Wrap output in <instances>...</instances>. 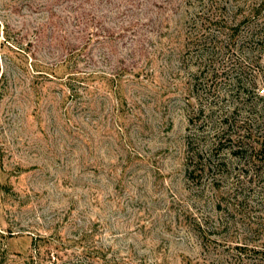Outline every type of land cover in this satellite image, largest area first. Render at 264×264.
<instances>
[{
  "label": "rangeland",
  "instance_id": "1",
  "mask_svg": "<svg viewBox=\"0 0 264 264\" xmlns=\"http://www.w3.org/2000/svg\"><path fill=\"white\" fill-rule=\"evenodd\" d=\"M262 88L264 0H0V264H264Z\"/></svg>",
  "mask_w": 264,
  "mask_h": 264
},
{
  "label": "trees",
  "instance_id": "2",
  "mask_svg": "<svg viewBox=\"0 0 264 264\" xmlns=\"http://www.w3.org/2000/svg\"><path fill=\"white\" fill-rule=\"evenodd\" d=\"M188 173H189V174L192 173V170H189Z\"/></svg>",
  "mask_w": 264,
  "mask_h": 264
},
{
  "label": "built area",
  "instance_id": "3",
  "mask_svg": "<svg viewBox=\"0 0 264 264\" xmlns=\"http://www.w3.org/2000/svg\"><path fill=\"white\" fill-rule=\"evenodd\" d=\"M263 91H264V89L262 88V89H261V92H263Z\"/></svg>",
  "mask_w": 264,
  "mask_h": 264
}]
</instances>
